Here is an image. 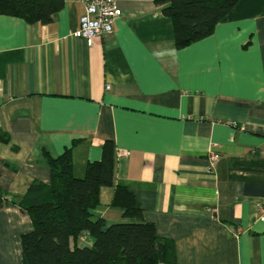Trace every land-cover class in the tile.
<instances>
[{
    "label": "crops",
    "instance_id": "obj_1",
    "mask_svg": "<svg viewBox=\"0 0 264 264\" xmlns=\"http://www.w3.org/2000/svg\"><path fill=\"white\" fill-rule=\"evenodd\" d=\"M117 4L114 32L93 47L74 37L76 0L48 25L0 15V134L10 139L0 143V188L22 198L34 181L50 183L44 150L57 158L75 141L81 178L110 140L114 185L94 218L134 222L113 203L125 188L173 240L176 264H264V0H240L210 37L181 50L156 0ZM32 230L19 206L0 209V264H23L21 237Z\"/></svg>",
    "mask_w": 264,
    "mask_h": 264
},
{
    "label": "trees",
    "instance_id": "obj_2",
    "mask_svg": "<svg viewBox=\"0 0 264 264\" xmlns=\"http://www.w3.org/2000/svg\"><path fill=\"white\" fill-rule=\"evenodd\" d=\"M240 0H156L162 14L172 20L178 49L210 37L216 26ZM66 0H0V15L20 18L28 24L48 25L65 7ZM10 141L0 134V143ZM53 158L44 150L43 160L51 171V182L34 181L22 198L0 188V209L8 204L26 211L33 230L21 237L23 264H176L173 240L160 237L132 193L116 188L114 205H125V217L134 222L107 226L94 218L103 188L114 185L116 147L107 140L100 161L90 162L85 175L74 174L73 147ZM122 203V204H121ZM90 235L92 248L77 240ZM74 241V246H72Z\"/></svg>",
    "mask_w": 264,
    "mask_h": 264
},
{
    "label": "built area",
    "instance_id": "obj_3",
    "mask_svg": "<svg viewBox=\"0 0 264 264\" xmlns=\"http://www.w3.org/2000/svg\"><path fill=\"white\" fill-rule=\"evenodd\" d=\"M70 1V0H66ZM83 4L84 13L80 18L79 28L74 37L86 41L93 47L96 39L114 32L115 21L121 16L118 0H76ZM110 89V86H107ZM220 156L210 155V170H213ZM261 219L264 220V206L261 207Z\"/></svg>",
    "mask_w": 264,
    "mask_h": 264
}]
</instances>
